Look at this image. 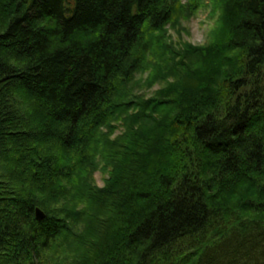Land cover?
<instances>
[{"label": "trees", "instance_id": "16d2710c", "mask_svg": "<svg viewBox=\"0 0 264 264\" xmlns=\"http://www.w3.org/2000/svg\"><path fill=\"white\" fill-rule=\"evenodd\" d=\"M202 2L0 0V264H264V0Z\"/></svg>", "mask_w": 264, "mask_h": 264}, {"label": "rangeland", "instance_id": "374dc122", "mask_svg": "<svg viewBox=\"0 0 264 264\" xmlns=\"http://www.w3.org/2000/svg\"><path fill=\"white\" fill-rule=\"evenodd\" d=\"M202 4V5H201ZM211 0H203L199 5V9L196 13L186 20L180 21L177 26L168 27L166 32V37L168 38L169 44L174 48V50L179 51L182 46L190 45L192 47H202L207 45L210 42L211 35L213 33V29L217 24V13H212V5ZM152 67L158 69L157 63H153ZM151 70L145 72V74H139L135 76L133 85L129 89L132 95H143L145 97H152L158 90L165 87L166 82L164 80L153 81L151 79V84L149 83V77L151 76ZM165 77V76H161ZM151 78H156L151 76ZM155 80V79H154ZM167 81H171L168 79ZM146 82L149 84L147 85ZM116 129L112 134V139L114 137L119 136L124 133V126H120V124L116 125ZM184 138V140H183ZM176 142V147H178L179 151L186 153V148L190 151L191 147V139L189 133L184 128H181L180 131L173 138ZM183 140V141H182ZM181 152V153H182ZM175 156V153H172ZM166 157L163 155V160ZM173 160H170L166 171L171 169V171H175L174 167H172ZM181 172V169L178 170ZM110 169H106L105 165L101 163L99 167L97 166L96 170L92 171L90 174V180L93 185L101 189L105 187L106 181L109 179ZM86 249L79 248L72 254L73 259L71 261H65L64 264H75L78 260H81L82 257L85 256ZM75 261V262H74Z\"/></svg>", "mask_w": 264, "mask_h": 264}, {"label": "water", "instance_id": "95a60500", "mask_svg": "<svg viewBox=\"0 0 264 264\" xmlns=\"http://www.w3.org/2000/svg\"><path fill=\"white\" fill-rule=\"evenodd\" d=\"M34 213H35V219L37 221H42L45 218L44 213L38 208L35 209Z\"/></svg>", "mask_w": 264, "mask_h": 264}, {"label": "bare ground", "instance_id": "6f19581e", "mask_svg": "<svg viewBox=\"0 0 264 264\" xmlns=\"http://www.w3.org/2000/svg\"><path fill=\"white\" fill-rule=\"evenodd\" d=\"M39 209V208H38Z\"/></svg>", "mask_w": 264, "mask_h": 264}]
</instances>
